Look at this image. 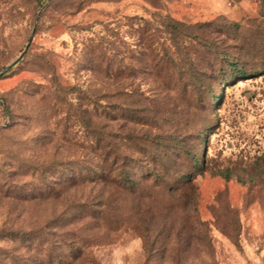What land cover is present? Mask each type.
<instances>
[{
  "label": "rangeland",
  "instance_id": "1",
  "mask_svg": "<svg viewBox=\"0 0 264 264\" xmlns=\"http://www.w3.org/2000/svg\"><path fill=\"white\" fill-rule=\"evenodd\" d=\"M0 264H264V0H0Z\"/></svg>",
  "mask_w": 264,
  "mask_h": 264
},
{
  "label": "trees",
  "instance_id": "2",
  "mask_svg": "<svg viewBox=\"0 0 264 264\" xmlns=\"http://www.w3.org/2000/svg\"><path fill=\"white\" fill-rule=\"evenodd\" d=\"M211 48H212L211 45H209V46H208V49L211 50ZM215 55L219 57V59H218V60H219V61H218V64H220V63H222V62H225V63L227 64V66L235 68V71H237L239 77H246V76L250 75V73H248V72L246 71V69H244L243 67H241V66H240V68L237 67V66H239L238 63H237V61H235V60H230L226 55H222V54H220V53H216ZM238 61H239V60H238ZM220 66H221V64H220ZM210 67L212 68V65H210ZM118 164H119V163H118L117 160H113L112 165H113L114 167H116ZM127 177H128V176H127L126 174L123 175V172H122V173L119 175V177H118L117 180H118L119 183H121V184L129 185V181H130V180H129ZM75 257H76V256H75ZM75 257H71V259H73V258H75Z\"/></svg>",
  "mask_w": 264,
  "mask_h": 264
},
{
  "label": "water",
  "instance_id": "3",
  "mask_svg": "<svg viewBox=\"0 0 264 264\" xmlns=\"http://www.w3.org/2000/svg\"><path fill=\"white\" fill-rule=\"evenodd\" d=\"M22 54H23V53H22ZM22 54H21V56H22ZM21 56H20V57H21ZM20 57H19V58H20ZM16 61H17V60H16ZM16 61H15V62H16ZM15 62H13V64H14ZM7 69H8V68H7Z\"/></svg>",
  "mask_w": 264,
  "mask_h": 264
}]
</instances>
